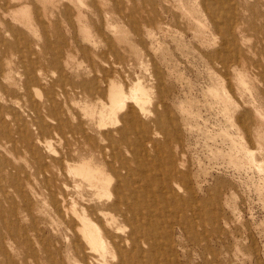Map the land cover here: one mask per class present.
I'll return each instance as SVG.
<instances>
[{
    "label": "rangeland",
    "instance_id": "rangeland-1",
    "mask_svg": "<svg viewBox=\"0 0 264 264\" xmlns=\"http://www.w3.org/2000/svg\"><path fill=\"white\" fill-rule=\"evenodd\" d=\"M197 2L0 0V82L8 90L0 105L9 111L18 102L13 128L27 125L26 131L0 134L1 264H83L79 221L64 215L60 197L74 199L81 212L98 195L83 186L80 196L73 188L79 177L69 173L63 181L42 180L51 160L54 172L65 170L64 158L74 163L91 152L101 163L107 144L116 153L108 158L115 169L127 160L152 186L160 185L147 192L149 208L142 212L125 205L113 210V232L124 237L135 229L129 256L144 264H264V0H248L251 12L238 7L231 26L221 24L217 33ZM241 16L247 20L239 22ZM241 22L246 32L239 30ZM19 58L47 76L28 87V96L20 88L22 69L8 72L9 61ZM110 81L126 91L139 81L152 101L146 105L148 129L141 136L134 126L146 144L137 153L126 150L122 124L102 131L109 133L104 141L96 128L109 113ZM28 101L39 104L30 108L43 131L26 118ZM84 107L95 111L93 120ZM4 110L2 120L12 122ZM154 111L168 124L167 135L153 136L159 131ZM79 119L100 149H89L76 133ZM122 194L129 198L125 186ZM96 208L92 217L106 224V210ZM33 253L36 259L29 257Z\"/></svg>",
    "mask_w": 264,
    "mask_h": 264
},
{
    "label": "bare ground",
    "instance_id": "bare-ground-1",
    "mask_svg": "<svg viewBox=\"0 0 264 264\" xmlns=\"http://www.w3.org/2000/svg\"><path fill=\"white\" fill-rule=\"evenodd\" d=\"M257 1L259 2V0ZM197 5L201 9V11H203L208 16L209 21L212 22L216 33L218 32L219 25L221 24L225 25V27L231 26L230 19L233 18V15L235 14L238 15V13H236V9H238V7L241 8V10H247L250 12L253 11V8L251 4L248 2V0H198ZM220 9L224 11L225 14L224 17L222 15L220 17H217L218 11ZM257 15H262V12L259 10ZM239 19H237V21L239 20V22L241 20H243L244 22L247 20V18L244 16H241V18L239 17ZM238 24L240 26L239 30L246 32V29L241 25L242 22ZM2 41L3 43L5 42L4 40ZM9 46L11 47V49H14L16 47L14 46L13 43L9 44ZM19 59L20 61L17 62L18 66L16 63L13 62V60L9 61L8 72H12V70L14 69L16 70L18 67L22 69L20 74H22L23 78L19 77L20 88L21 90L24 91V95L28 96V87L32 83L37 84L40 83L43 79H47V76L45 74H42L41 69H39L38 67L34 68V70L28 67L26 68V64L24 63L25 60L23 58H19ZM0 67H1V62H0ZM7 78L8 81L11 80L10 74L7 76ZM11 85L12 84L8 82V86L10 87ZM129 86H128L129 87L128 90L126 91L121 84L117 85L115 84L114 81L109 82L108 84L109 113L106 119L103 118L99 121H96L95 123H96V128L100 131L102 141L106 140L108 138L107 135L109 134L108 132L105 133L102 131H105L106 128L115 127L118 125L120 126L122 124L120 129V132L122 133L121 139L126 147V150L133 149L134 152L137 153V147L141 146L145 148L144 146L146 145L145 143H142L141 136L143 133H145L144 128L146 130L148 129L146 118L148 119L151 118V117L149 118L147 114L148 107L146 106L150 100L147 101V98H149L148 97L149 94L147 95L146 88L144 86H141L139 81H135V82L131 81ZM4 88L6 87L2 86V82H0V96H3L8 91ZM13 89L9 90L12 94L16 90ZM151 102L152 101H150V103ZM13 105L15 106V108H11L7 106L9 108V111L5 106L0 105V134L2 136H6L7 134L12 133L13 129L19 131L27 130L26 123H24L23 125H18L16 126V128L15 127L13 128V125L18 123V120L16 119V117L19 116L17 108L18 106H22L18 102H14ZM38 105L39 104H34L29 101L28 104H24V107L26 109L25 112L28 116L26 118L30 120L31 123L39 129L38 131H43L44 124L37 123L35 119L32 118V113L34 112L31 111L32 108H30V107L35 108V106ZM4 109L7 110L5 111ZM3 110L5 114V119L8 118V116H12L11 117L12 122H8L7 120H2L3 115H1V111ZM48 110H50V108ZM83 111H84V116L88 117L89 119L91 118L92 120L94 119L93 117L95 111L93 109L87 111L86 107H84ZM135 112L138 114L137 115L138 117H135L134 114ZM154 114H155L154 120L157 122L159 131L158 130L154 131L153 136L157 137L159 134L167 135L168 131L166 128L168 127V124L160 120L159 114L156 111H154ZM152 118L154 117L152 116ZM136 125L140 129L141 136H139V132H137L134 127ZM49 127L50 125L45 122V131H47ZM60 127L61 124L59 123L55 128L60 129ZM74 129L76 133L81 135L83 142L86 143V145H88L89 149H93V150L100 149V146L97 141L98 138L95 135L93 136V134L89 132L88 127L85 126V124L81 119L76 121ZM132 135H135V138H132L131 137ZM147 141H148L147 143H150L151 145L153 144V142H155L154 139ZM104 149H105L104 152H102V149H100L101 151L100 158L102 160L101 163H95L93 161L92 152H91V155L88 158H81L74 163H70L71 160L64 158V162L66 163V168H65L66 171L65 170L63 171L62 168H59L57 172H54L51 166H54L53 163H56V161L51 160V162L53 163L51 162L47 163L48 179L46 178V180L45 179L42 180L43 177L41 176V172L37 168L34 170V173L37 176H39V178H41L42 181L44 182L48 181L49 183L54 181V179L61 181L62 178H66L67 176H69V174H71L73 179L77 178L78 176L79 177L78 179L80 181L79 180L74 181L75 185L73 186V188L80 196L83 197V195H81L83 186H87L89 190L93 189L95 191V194L98 195V200L94 202L95 204L93 203V205L90 206L92 208L82 206L81 212L75 209L76 202L74 199L68 198L65 195H62L60 197L59 207L62 211H64V215L66 217H72L74 220L79 221V225L76 231H77V235L79 234L80 240L82 242L78 244L77 251L78 254L82 256L83 264L87 262L88 264H96V263L144 264L142 261H139L136 255L129 256L130 253L129 255L127 254V252L134 250L136 247L135 244L136 239L132 237L135 232L134 231L135 229L132 228V230L126 236L122 237L120 235H117L116 232H113L111 230L110 224H113L116 221L117 216L113 214V210L119 211L120 205H125L126 208L129 209V211L140 210L142 212V209L149 208L148 207L149 200L147 198V194H148L147 192H151L150 189L153 188L158 190L160 185L159 183H156L152 186V184L150 183L151 179L149 181L148 180L149 178L145 177L142 169L132 167L131 165H129V163H127V160L125 161L124 159H122L123 162L122 165L115 169L111 163V159L108 158L115 157L116 153L113 152V148L110 144H107L104 147ZM35 153H37V151L34 150L33 154ZM112 178H115L116 182L114 184H112V180H113ZM62 184L64 189L68 188V185H66L63 182ZM122 186L126 187L129 198L125 197L122 194ZM177 188H179L178 185ZM180 189L181 188H179V190ZM171 190H172L171 187H169V191ZM169 193L171 195V192ZM102 197L105 198V202H102ZM186 201H188V199ZM155 203H159V201L156 200ZM93 207L95 208L98 207L106 211L109 210L107 214L109 213L110 216L108 217L106 216V211H102L104 212L103 213L104 219H106L107 221L106 224H102L100 220L94 219L92 217ZM182 208L183 207H181V209ZM182 217L185 218L184 216ZM127 222H130V219H128ZM141 234L144 239H147L149 237L148 232L145 230L142 231ZM95 252H98V256L97 255L95 256L96 254ZM2 253L3 251H1L0 249V255H2ZM146 255L148 258V254ZM29 257L36 259L34 253Z\"/></svg>",
    "mask_w": 264,
    "mask_h": 264
}]
</instances>
